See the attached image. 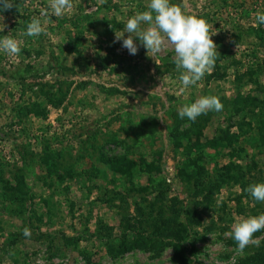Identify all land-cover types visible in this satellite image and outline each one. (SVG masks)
<instances>
[{
  "label": "rangeland",
  "instance_id": "rangeland-1",
  "mask_svg": "<svg viewBox=\"0 0 264 264\" xmlns=\"http://www.w3.org/2000/svg\"><path fill=\"white\" fill-rule=\"evenodd\" d=\"M148 2L72 0L55 17L17 0L0 16L22 49L0 53V264L263 260L264 230L238 253L231 226L264 213L245 191L264 181V0H172L215 33V66L187 89L171 45L151 58L116 41ZM207 95L221 111L179 118Z\"/></svg>",
  "mask_w": 264,
  "mask_h": 264
},
{
  "label": "clouds",
  "instance_id": "clouds-1",
  "mask_svg": "<svg viewBox=\"0 0 264 264\" xmlns=\"http://www.w3.org/2000/svg\"><path fill=\"white\" fill-rule=\"evenodd\" d=\"M13 7H17V0H0V16ZM71 8L72 0H50L48 5L51 15L55 17H61ZM255 20L258 26L264 25V11L256 12ZM42 31L41 22L33 19L24 34L27 37H38ZM125 33L128 34L126 38ZM213 35L215 33L210 34L203 18L185 14L172 0H149L147 10L129 17L120 33L115 32L116 41L122 42V47L133 56L138 53L141 45L151 58L171 45L175 53L173 62L185 89L196 85L215 66L218 51L211 38ZM21 51L17 39L10 35L0 37V53L19 55ZM222 107L220 99L215 95L200 96L194 102L180 107L178 116L195 122L199 116L209 111L219 112ZM245 191L254 201L264 203V181L248 185ZM261 230H264V213L236 220L231 226V237L237 245V252L243 253L253 235ZM23 234L29 236V229L25 228Z\"/></svg>",
  "mask_w": 264,
  "mask_h": 264
},
{
  "label": "trees",
  "instance_id": "trees-1",
  "mask_svg": "<svg viewBox=\"0 0 264 264\" xmlns=\"http://www.w3.org/2000/svg\"><path fill=\"white\" fill-rule=\"evenodd\" d=\"M137 243H139V242H136V245H138ZM262 255H263L262 256L263 257V260H264V254H262ZM176 258H177V260H179L183 264H190V262H189L188 259L183 258V256L181 255V251H178V253L176 255ZM263 260H260L259 261L258 259H256V258L253 257V258L249 259V261H247V263H245V264H258L260 262H263Z\"/></svg>",
  "mask_w": 264,
  "mask_h": 264
}]
</instances>
